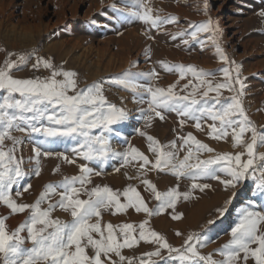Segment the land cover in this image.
<instances>
[{
	"label": "snow or ice",
	"instance_id": "6c2138e0",
	"mask_svg": "<svg viewBox=\"0 0 264 264\" xmlns=\"http://www.w3.org/2000/svg\"><path fill=\"white\" fill-rule=\"evenodd\" d=\"M203 11L206 20L190 23L187 30H179L171 38L175 40L187 36L189 39H182L183 44L196 41L203 47L205 41L200 37L206 34L207 41L214 46L216 55L225 65L217 70L222 73L221 79H216L215 72L192 64L169 66L167 62L160 61L168 72L178 74L177 81L167 88L154 85L153 81L159 75L155 68L148 72L125 70L114 76L111 83L130 90L136 103L146 104L138 110L139 119L144 121L145 127H151L154 118L164 120L165 113L173 112L181 118V127L186 120H191L197 130L203 131L202 125L206 124L209 137L224 140L231 136L233 146H242L244 151L218 153L202 159V153H214L215 149L191 132L178 136L179 144L177 140L161 144L141 129L136 131L140 136H146L154 161L131 145L125 151H113L110 139L114 126L128 120L129 111L110 103L101 83L93 82L81 88L78 73L40 56H36L31 67L34 70L43 67L49 71L48 76L17 78L13 71L26 67L36 50L8 53L0 64V204L7 206L11 214H28L14 229H9L7 217H0V264H125V261L135 264L134 258L122 254V249L132 248L140 241L154 243L158 247L143 253L139 264H165L173 260H179L180 264H248L250 259L254 264H264V211H256L252 206L243 209L238 222L230 230L229 240L215 250L220 259L214 258L213 253L203 254L198 250L206 245L201 233H188L183 244L174 247L163 235L146 227L149 224L147 218L138 225L102 224V213L105 211L115 215L133 209L150 218L167 209H174L181 196L190 198L189 192L179 191V184L159 191L146 178L152 170L168 172L177 180L216 179L226 189H235L252 178L258 195L264 198V152L257 151L259 146H264V129H258L243 106L246 84L242 79V66L230 60L222 46V29L209 15L210 0H204ZM131 15L158 30L162 25L178 22L174 15H153L146 0H136ZM258 15L264 17V9H260ZM185 79L186 83L177 91V84ZM224 91L231 95L225 96ZM209 120L211 123H207ZM15 132L41 133L45 137L43 144L58 138H71L74 146L70 151L77 158L98 163L101 168L114 158L120 159L122 166L132 160L141 161L136 177L128 179L139 178L146 191L157 201L156 206L150 208L144 196L131 183L122 190L108 185L89 187L92 176L101 173L89 167L88 163L79 165L78 175H65L59 181L45 184L34 202H18L12 195L13 186L20 185L29 173L25 170L23 156L17 155V147L23 139L14 135ZM245 134H250V140L245 139ZM5 141H10V146ZM33 152L35 167L32 174L36 176L41 174V156L55 155L69 164L76 163L63 152L42 151L40 147H34ZM245 155L247 159H242ZM257 169L260 170L259 176L255 175ZM53 171L59 172L60 166L57 165ZM220 173L228 178L222 179ZM31 187L29 183L23 186L22 191L17 188L15 196H22ZM208 187L195 182L191 185V188L201 190ZM235 195L234 192L222 207L216 209L221 217L228 212ZM45 202L47 206L43 207ZM57 209L70 215L71 219L62 220L53 216ZM181 215H173L172 218L180 219ZM213 223L215 221H208L209 225ZM176 234L183 235L179 231ZM165 249L168 252L166 257L161 254ZM113 256L118 259H113ZM151 257L160 259L152 260Z\"/></svg>",
	"mask_w": 264,
	"mask_h": 264
},
{
	"label": "rangeland",
	"instance_id": "374dc122",
	"mask_svg": "<svg viewBox=\"0 0 264 264\" xmlns=\"http://www.w3.org/2000/svg\"><path fill=\"white\" fill-rule=\"evenodd\" d=\"M152 1L160 2L164 4L165 3L166 4H176L179 1L183 2V0H162L163 2L161 0H152ZM114 2H112V7L110 6L109 9L108 8L103 9V11L101 10L100 13L104 12L103 14L106 13L105 15L109 17H114L115 16L114 7L116 5H121L125 9L133 8V5L136 3V0H133V1L131 0L115 1L114 0ZM198 2L202 3L201 8H203L204 0H198ZM40 3L41 5H46V0H42ZM185 5L187 6V4ZM220 5H221V0H210L209 15L212 17L214 22H216L214 20L215 17L219 18L221 15H224L225 17H230L231 19L232 17H237L238 19H241V18L246 19L248 30L246 34L241 38L240 41H237L236 39L234 41H228L227 37L230 36V31L232 30V28H228V30H226L227 28L226 26L228 25V23L222 26V24L218 22L220 28L222 29V33H223L221 43L230 60L235 61L239 65L247 66V69L242 72V79H244V82L246 84L245 93L242 97V103H243V106L248 116L256 124L258 129H264V103L262 105H259L256 101L257 93H258L256 92L257 84L261 83V79L258 75H252L250 73L249 66H251L254 63V61H252V59H250V57L244 52L245 41H248V40L250 41L252 39L264 41V17H260L258 15V12L260 11V9H264V0H228L227 4L222 9H219ZM87 6H88V3H85L84 6H82V8L78 10L77 12L78 17L83 13V11L87 8ZM51 9H53V6L51 7ZM166 11L167 10H165V12ZM200 12L203 15H205L203 9ZM120 16L125 20L124 17H127L126 12ZM206 19H207V16L205 20ZM44 21H48V18L44 17ZM104 23L109 24L110 21L104 20ZM136 23L137 24L140 23V20H138L137 18H136ZM89 25H90L89 23H86V24H83L82 27L88 28ZM63 27L64 26H62L60 30L53 32L51 35H48V33H44V34L41 33L40 35H37L35 43H33L34 42L33 41L32 43L23 45L22 43L23 38H22V40L18 42L17 45L14 46V48L10 47V49H6L7 53H5L0 58L1 59L0 64L3 63L8 53H15V54L28 53V52H31L33 49H35L36 52L32 56V59L29 61L27 66L23 67L20 71H13L12 74L15 77L33 78L37 76L39 77L48 76L49 71L44 69L43 67H41L39 70H34L31 67V64L35 62L36 56L47 57V58H50L51 60L53 59L54 61L53 60L52 61L54 62L55 65L57 66L65 65L63 68L65 69L68 68L67 70L72 69L73 71H75L76 69H79L76 63L70 61L69 57L67 56L68 55L67 51L65 49L60 50L58 48L53 51H49L46 48L47 45L51 44L53 46L54 44L60 43L61 41L66 39V36L61 35V31ZM164 36L166 38L165 39L166 42L165 41L163 42L165 43L166 46L167 45L176 46L178 43L182 44V41H180L181 37H177L175 40H173L168 30L164 33ZM170 38L171 40H169ZM200 38L204 39L205 41L204 46L201 47V45L195 41L193 44L192 43L190 44V46L188 47V50L186 49V52L187 51H188L187 53H189L190 51L191 53L198 52V55L203 56L206 51H211L210 56H212V58H215L218 61L219 58L215 53V48L209 41H207L206 34H201ZM182 39H187V36H185L184 38L182 37L181 40ZM204 48H205V51H204ZM200 49L203 50V52H200ZM55 51L58 53H55ZM12 58L14 59L15 56H13ZM54 58H57V59H54ZM216 62L214 63V65L206 69L200 63L197 64V63L192 62L190 64L195 65L197 68H202L205 70L215 72L216 79L219 80L222 78V73L217 70L225 65H223L222 63L219 64V62L217 64ZM139 63L142 64L143 60H139ZM167 63L171 64V62H167ZM187 64L189 63H186L185 65ZM166 73L167 74L170 73V75H173V72L172 74L171 72H166ZM78 77L79 78L81 77L80 79L78 78L79 79L78 83L81 88H83L85 85H89L93 83L92 81L87 80V77L84 79L81 73H78ZM113 77L114 76L109 77V78H104V79H106L107 81H111ZM102 81L104 82L102 84L103 89H104V95L107 97L106 93L108 92L107 90L108 88L104 86L108 85V83L104 80ZM102 81H94V82L101 83ZM161 81L162 80L158 82H161ZM154 85L159 86L158 84H154ZM108 86L110 88L114 87L113 89L116 90L118 93H121V94L127 93L129 97V102H131V106L128 107L126 106L127 102H125L124 100L123 102L122 99H120L121 101L119 100L120 101L119 102L117 100L115 101L111 97H107V100H109L110 103L116 104L117 106L125 107L129 111V119L114 126L115 131L110 139V143H111V147L113 151L122 152L128 149L129 148L128 146L131 145L139 149V151L144 153L146 156H148L150 161H154L153 159H155V157L148 149L149 142L146 136H140L139 133L136 131V129H141L145 131L148 135H152L155 138L157 137L159 141L161 140L160 141L161 144H167L168 142L172 140H178L177 139L178 134L179 136H181V134L185 131V127L191 126L193 124V121L186 120V123H185L186 125L182 127L183 131L181 132V126L179 123L180 120H178L181 118L176 113L169 112V113H165V119L162 120V122L160 121L159 118L158 119L154 118L151 127H145L144 121L139 119L140 113L138 110L141 107H146V104L141 105L139 103H136L133 98V93H131L130 90L126 91V89H124L122 86H119V85L117 86L108 85ZM116 87H118V89H116ZM224 95L228 96V95H231V93L224 91ZM17 98H19L18 95H17ZM155 121L156 123H154ZM44 123L45 125H47L48 121L45 120ZM207 123H211V121L209 120L207 121ZM159 126L163 129H160ZM177 128L179 130H177ZM164 130L165 131L167 130V131L164 132ZM94 131H98V130H94ZM159 131L161 133H158ZM13 134L17 136H21L23 139V143L17 147L18 156L19 155L23 156L24 151L26 152L27 150L29 151L31 149L33 152L34 147H40L42 151H52L53 153L63 152L69 157V159L76 160L75 164L70 165L69 163L63 161L62 159L57 158L55 155L51 157L41 156L40 158L41 174L39 176L32 174L34 172L35 159L31 160L32 163L30 161L25 163L24 161L25 170L29 173V175H27L25 179L20 182V185H14L12 189V195L14 198L17 199L18 202H24V203L34 202L36 198L39 196V193L43 190V186L46 183L59 181L60 178H62L63 176L66 175V173L69 172L68 169H74L76 165L83 164L84 162V163H88L89 165H91L94 169H97L99 168L98 166H100L96 162H88V161L83 160V158H77L75 154L70 151V149L74 146V141L71 138H58L48 144H43L42 141L45 139V137L41 133L24 134V133L15 132ZM154 134L156 136H154ZM175 135L176 137H174ZM167 136H169L170 138ZM171 138L173 139L171 140ZM245 139L250 140V134H245ZM210 140H211V148L215 149V152L214 153H207V152L202 153L201 154L202 159H207L209 156H214L218 153H225V152L236 153L239 151H244V148L242 146H237V147L233 146V141H232L231 136H229L228 138L224 140H216L212 138H210ZM178 142L180 143V141ZM5 143L6 145L10 146L11 142L5 141ZM257 151L264 152V146H259L257 148ZM182 153L183 152H181V156H183L184 154ZM242 159H247V156L246 155L243 156ZM91 163H93V165ZM140 163L141 161L139 160H132V162L129 163L128 165L122 166V161L120 159L114 158V159H110L103 166L104 168L101 169L102 173L100 172L101 170L99 172L101 173V175L105 177L112 176L114 180L120 181L119 186H116L115 188L111 186V188L113 189L118 188L122 190L130 182L134 184L137 187L138 191H140L141 195L144 196L145 201L147 202L148 206L152 208L156 206L157 201H155L151 197L149 191H146L145 186L140 182V179L139 178H134L131 180L128 179V177H136V171ZM95 164L97 165V167L95 166ZM57 165L60 166V171L54 172L53 169L56 168ZM148 167H150V165ZM63 169L64 171H62ZM116 169H120V170L116 171ZM125 173H127L128 175L125 176ZM220 175L222 179L228 178L223 173H220ZM255 175L256 176L260 175L259 169H257ZM41 176L44 182L41 181V183L39 182L40 183L39 184L37 183L38 181L36 180L39 177L41 178ZM69 176H72V175H69ZM146 178L151 180L152 183L156 185L157 189L162 192L172 187H175L177 184H179V191L181 193L189 192L190 198L184 199L181 196L177 200V203L174 209H171V208L167 209L164 213L152 216L150 218L146 217V215L143 212L137 213L133 209H128L126 212L116 213L115 215L111 214L108 211H105L102 216V221H103L102 224L111 222L113 225H117L121 223H132L134 225H138L142 220L147 218L149 219V224L146 227L151 228L152 230H155L156 232L163 235L167 239L168 243L173 245L174 247H180L183 244V241L185 237L188 235V233L190 232L201 233L202 239L206 240V245L202 248H199L198 250L203 254L213 253L214 258L220 259L219 255L215 253V250L220 248L224 243H226L229 240L230 230L238 222L239 214L243 211V209L249 206H252L254 210L256 211H264V198H261L258 195L256 187H255V182L252 178H249L246 182L237 185L235 189L230 188V187L226 189L225 186L220 181L216 179H212V178H200L196 181H192L189 178H180L179 180H177V178L174 175L168 172L158 173V171L156 170L149 171L147 173ZM193 182L199 183V184H207L210 187L205 188L203 190L199 188L193 189L191 188V185ZM29 183L32 185V187L27 192L23 193L22 196L16 197L15 192L17 188H19L22 191L23 186ZM234 192L236 193V195L228 207V212L223 217H221L219 213L216 211V209L219 207H222L224 205V202L228 200L229 197H231ZM121 199L123 201L124 198L121 197ZM3 206L4 208L8 210V214L6 216L7 220L10 219L12 216L17 215V214H11L7 206L0 204L1 208ZM42 206L46 207L47 202H45V204ZM18 214H22V213H18ZM173 215H181V218L173 219L172 218ZM0 217H3L1 212H0ZM209 220H213L215 221V223L209 225L208 224ZM10 222L7 223L6 221L9 229H14L16 228V226L20 224L19 219L18 220L16 219L15 221L13 220ZM177 231L183 233V235L178 236L176 234ZM134 235H138V233H135ZM156 247L158 246L155 245L154 243H146L144 241H140L139 244L134 245L132 248L122 249V254L126 257L134 258L135 264H139L142 254L146 252H151ZM161 254L162 256L166 257L168 255V252L165 249V250H162ZM113 259H118V258L113 256ZM145 259L147 258L145 257ZM151 259L159 260L160 258L151 257ZM125 264H127V261H125ZM165 264H180V261L173 260V261L165 262ZM248 264H254V261L250 259Z\"/></svg>",
	"mask_w": 264,
	"mask_h": 264
},
{
	"label": "bare ground",
	"instance_id": "6f19581e",
	"mask_svg": "<svg viewBox=\"0 0 264 264\" xmlns=\"http://www.w3.org/2000/svg\"><path fill=\"white\" fill-rule=\"evenodd\" d=\"M41 1L42 0H0V58L7 53L6 49H10V47L14 48V46L17 45L22 38L23 45L32 43L33 41V43H35L37 35H40L41 33H48V35H51L53 32L60 30V28L64 26L61 31V35L66 36V39L60 43L54 44L53 46L51 44L47 45L46 48L49 51H53L58 48L60 50L65 49L70 61L76 63L79 68L76 69L77 71L75 70L76 73H81L84 79L87 77V80L92 82L104 80L108 83V85L117 86L104 78L116 76L123 73L125 70H130L132 72H148L155 68L159 75L153 83L158 84L160 87L167 88L169 85L177 81L178 74L175 72H173V75H170V73L167 74L166 72L168 71L162 67L159 63L160 61L171 62L169 65L179 63L190 64L192 62L197 64L200 63L203 67H205V69L214 65L217 61L215 58L210 56L211 51H206L203 56L201 55L202 57L198 55V52L191 53L190 51L187 53L188 51L186 52V49L188 50L190 44H193L195 41H190L188 45L178 43L179 45L177 44L176 46H166L163 42L166 39L164 33L167 30L172 36L179 30H187L190 23H199L205 20L206 16L200 12L203 9L201 8L202 3L198 2V0L197 2L196 0H183V2L179 1L176 4H164L152 0H146L152 9L153 15H174L178 18L177 23L162 25L159 30L150 28L149 25L143 21H140V23L137 24L136 18L131 15L133 8L125 9L121 5H116L114 7V17H109L105 15L106 13L103 14L104 12L100 13L101 10L103 11V9H109L110 6L112 7V2H114V0H46V5H41ZM227 2L228 0H221L219 9L224 8ZM85 3H88L87 8L78 17L77 12L82 8V6H84ZM185 4H187V6ZM52 6L53 9H51ZM165 10L167 11L165 12ZM125 12L127 17H124V20L120 15ZM44 17H47L48 21H44ZM104 20H109L110 23H104ZM214 20L216 22H220L222 26L228 23L226 30H228V28H232L230 36L227 37L228 41H234L235 39L240 41L248 30L245 18L238 19L237 17H232L231 19L230 17L221 15L219 18L215 17ZM86 23L90 24L89 27H82V25ZM187 39L189 38L187 37ZM169 40H171V38ZM180 41H182L181 38ZM149 49L150 51H148ZM200 52H203V50L200 49ZM244 52L250 57V59H252V61H254V63L252 62L253 64L249 66L250 73L252 75H258L261 79V83H258L257 81L258 84L256 92L258 93L256 101L259 105H262L264 103V41H259L257 39L245 41ZM55 53L58 52L55 51ZM139 60H143V63L140 64ZM218 62L219 64L222 63L220 60L216 63L218 64ZM241 66L242 72L247 69V66ZM188 78L191 77L189 76ZM160 80L162 81L158 82ZM103 83L104 82L102 81L101 84ZM185 83L186 79L180 80L177 84L176 90L180 91ZM108 85L104 86L108 88V92L106 93L107 97H111L115 101L122 99V101L124 100L127 102V105L125 104L126 106H131L127 93H118L113 89L114 87L110 88ZM116 89H118V87H116ZM160 121L162 122V120ZM154 123H156V121ZM193 124L191 126H186L185 131L181 135H186L188 132H191L197 139L211 147V137L207 135L208 129L206 124L202 125L204 127L203 131L197 130ZM159 128L163 129L160 126ZM177 130L179 129L177 128ZM166 131L164 130V132ZM182 131L181 127V132ZM158 133L161 132L159 131ZM154 136L156 135L154 134ZM174 137H176V135ZM172 139L173 138H171V140ZM178 141L179 140H177V143L179 144ZM23 158L25 163L29 161L31 162V160L34 159L32 150L30 149L29 151H24ZM91 164L93 165V163ZM95 166L97 167L96 164ZM89 167L92 166L89 165ZM98 167L99 168L95 169L98 172L104 168H101L100 166ZM68 170L69 172L66 173V175H78L79 165H76L74 169ZM62 171H64V169ZM100 172L102 173V170ZM91 179L92 183L88 185L89 187L95 185H110V187L113 186L115 188L120 184V181L114 180L112 176L105 177L101 174L99 176H92ZM36 181H38L37 183H41V181L44 182L42 176L41 178H37ZM81 198L86 197L81 196ZM53 199H56V197H53ZM0 212L3 217H6L8 214V210L4 208V206L2 208L0 207ZM27 214V212L17 214L6 221L9 223L10 221L19 219L21 223ZM53 216H58L62 220L71 219L70 215L60 211L59 209L53 213ZM24 235H26V233H24Z\"/></svg>",
	"mask_w": 264,
	"mask_h": 264
}]
</instances>
